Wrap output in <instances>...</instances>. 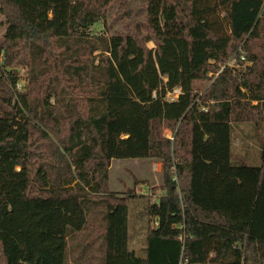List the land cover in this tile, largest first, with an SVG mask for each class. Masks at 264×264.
I'll return each mask as SVG.
<instances>
[{"label":"trees","instance_id":"16d2710c","mask_svg":"<svg viewBox=\"0 0 264 264\" xmlns=\"http://www.w3.org/2000/svg\"><path fill=\"white\" fill-rule=\"evenodd\" d=\"M133 1L0 0V159L26 175L20 199L0 194V264H81L68 236L99 199L97 264H264V0H140L142 20ZM114 9L124 29L94 32ZM7 67L26 69L16 94ZM250 143L257 165L238 157ZM126 158L161 163V194L140 196L138 250L137 195L107 186L110 161Z\"/></svg>","mask_w":264,"mask_h":264},{"label":"rangeland","instance_id":"374dc122","mask_svg":"<svg viewBox=\"0 0 264 264\" xmlns=\"http://www.w3.org/2000/svg\"><path fill=\"white\" fill-rule=\"evenodd\" d=\"M142 1L136 0L132 2L133 12L136 20H142L144 9ZM115 9L106 17L105 22L98 23L93 26L92 30L99 34L110 36L117 31L124 29V22L114 18ZM3 16L0 13V21ZM4 31V27H0V37ZM149 48H153L152 42H147ZM96 51L95 54H98ZM3 57L0 53V68H2ZM229 66H233L236 71L244 69L249 62L237 64L234 60L228 62ZM15 69L18 73V80L13 86V94L26 84V69L22 67H7ZM8 69V70H9ZM2 79L7 82L6 74L2 75ZM198 87L204 89L207 85L197 83ZM53 102V99L50 100ZM163 135L170 137L171 131L164 129ZM239 149V144L235 143V149ZM243 151V152H242ZM246 152L247 154H244ZM238 157L245 159L251 165H257L260 162L259 147L253 143L242 150L238 151ZM26 175L25 166L21 162H17L11 158L0 159V194L2 198L20 199L24 194ZM162 183L161 163L154 158H126L112 159L108 169L107 186L111 193L117 196L128 194L129 190L135 191L137 197L132 198L128 205V244L130 248L140 249L145 243V231L148 225L147 200H157L161 194L158 187ZM70 186L72 185L69 184ZM94 203L90 209H86L87 223L84 228L74 235L68 236V247L71 249L69 253L70 260L80 261L81 264L98 263L102 260L104 250V240L102 236L104 227V216L106 212V202L104 199ZM85 253V254H84Z\"/></svg>","mask_w":264,"mask_h":264},{"label":"built area","instance_id":"2783aa9c","mask_svg":"<svg viewBox=\"0 0 264 264\" xmlns=\"http://www.w3.org/2000/svg\"><path fill=\"white\" fill-rule=\"evenodd\" d=\"M179 93H180V88H174L171 92H169L167 94L166 99L171 101V100L175 99ZM178 264H185V263L179 261Z\"/></svg>","mask_w":264,"mask_h":264},{"label":"crops","instance_id":"0c3cea01","mask_svg":"<svg viewBox=\"0 0 264 264\" xmlns=\"http://www.w3.org/2000/svg\"><path fill=\"white\" fill-rule=\"evenodd\" d=\"M4 199H7V198H4Z\"/></svg>","mask_w":264,"mask_h":264}]
</instances>
